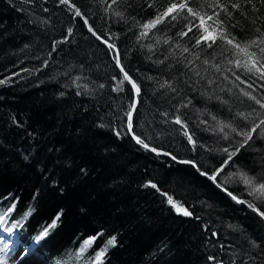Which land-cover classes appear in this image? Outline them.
Wrapping results in <instances>:
<instances>
[{"label": "trees", "instance_id": "trees-1", "mask_svg": "<svg viewBox=\"0 0 264 264\" xmlns=\"http://www.w3.org/2000/svg\"><path fill=\"white\" fill-rule=\"evenodd\" d=\"M70 2L117 46L140 88L135 133L202 172L132 139L125 113L134 91L120 83L113 48L88 31L76 8L60 0H0V227L16 235L12 245L0 238V264H96L105 247L101 264H264V218L248 207L252 202L264 211V199L232 175L264 183V133L258 129L240 148L243 137L223 127L247 131L264 118V109L242 95L260 98L264 80L229 64L235 49L223 41L195 48L196 29L181 39L188 21L199 23L191 17L166 18L139 38L143 23L179 0ZM211 3L189 0L194 9L219 12ZM222 3L231 17L219 18L238 42L264 32L261 0ZM165 82L171 87H161ZM177 115L183 128L173 122ZM224 148H240L227 164ZM168 196L192 215L178 213ZM45 228L47 235L36 240ZM88 237L95 240L83 248ZM112 237L116 243L108 246Z\"/></svg>", "mask_w": 264, "mask_h": 264}, {"label": "snow or ice", "instance_id": "snow-or-ice-1", "mask_svg": "<svg viewBox=\"0 0 264 264\" xmlns=\"http://www.w3.org/2000/svg\"><path fill=\"white\" fill-rule=\"evenodd\" d=\"M117 0H112V3L115 4ZM249 3H251V0H248ZM61 4H69L70 7H75L74 5L70 4V0H60ZM261 3H264V0H261ZM210 7L214 9H219V12H213L212 14H208L207 12H202L200 10L194 9L193 7L189 6V0H179V2H171L169 5L164 9L163 12L159 13L154 19L147 21L141 25V28L143 31L140 33L139 38H143L148 36L149 32L156 28L157 25L165 22L166 18H170L172 21H176L178 19H184L187 20L188 17H191L194 20H198V24H193L191 21H188L184 25V27L187 29L186 31H180L178 33V36L183 39L184 37H187L189 33L193 32V29H196L199 33L198 35L194 36L195 44L193 47L199 48L201 45H206L208 48H212L213 45H216L217 41H223L226 45L230 47V49H235V52H233V56L235 59H230L227 62L229 64H232L237 69H242L245 74H255L258 76L259 79L264 80V32H262L260 29H257V32L260 33V35L247 42H238L234 36L231 35V33L228 32L227 28L224 25V21L221 20L220 13H224L225 15L231 17V13L228 11V6L222 3V0H212V3ZM232 9H239L238 3H231ZM183 11L187 12V16L181 15ZM76 15L80 16L81 13L77 9ZM117 16H121L122 13H115ZM209 21L212 23L210 24ZM87 20H85V24H87ZM88 31L92 32L94 36H96L97 39H101L100 36L96 34L95 31L91 27L88 28ZM69 34H71L72 29H68ZM107 43V42H105ZM164 43H169L168 39L164 40ZM110 49L114 48V45L108 44L107 45ZM151 47V46H149ZM177 48H181V45L179 43L176 44ZM256 48L258 51H252L251 49ZM190 49L187 46L182 47V53H188ZM225 52L228 51V49L224 50ZM196 59H200V55H196ZM162 62V61H161ZM189 64L192 63V61L188 62ZM203 63L205 65H208L210 61L208 59H204ZM117 67L120 68L121 73H123V81L120 83L123 84L124 81H127L129 84H131V87L135 93L136 96H139L140 94V88L139 86L132 80V78L129 76V74L124 70V68L120 64V60L117 57L116 59ZM187 66V65H186ZM216 71H220V65L215 64L212 65ZM197 76L200 75V73L197 71L195 72ZM202 78V77H201ZM236 80L240 81V83H245V81L241 80L240 76L237 75ZM227 79V77H225ZM5 81L0 80V84H3ZM211 83V81H209ZM167 85L168 87H171V85L168 82H165V84H162L161 87H165ZM100 87H103V85H100ZM249 88H252L253 86L251 84L248 85ZM261 87H264V85H261ZM116 90H122V89H116ZM255 90V89H253ZM175 91V89H173ZM230 91V90H229ZM242 95L247 97L250 100H253L261 109H264V95L260 96V98H257L256 96L252 95L251 92L248 91H242ZM136 109V102L133 101V103L130 105L129 110L125 113L127 117V131L129 134H131L132 139L135 140V142L139 145H141L146 150H150L152 152H157V154H160L158 150L154 147H150L148 143H146L140 136H138L134 131V125H133V113ZM166 115V114H165ZM237 115L244 118V113H238ZM251 115V114H249ZM257 116H260L261 113H256ZM215 119V117H213ZM174 123L180 125L182 128L184 127V124L181 120V117L177 115L174 120ZM223 127L231 128L232 132H235L237 135L243 137V142L240 144V148L244 147L249 140L252 139L253 133H256L258 129H260L261 133H264V118L260 119L259 123H255L251 126L250 130H237V128L233 127L231 124H224ZM119 135V133H117ZM184 135L187 136L189 143H194L191 136L188 135L187 129L184 130ZM225 139H227V134L225 135ZM240 148H236L234 151H229L228 148H224L223 151L227 153L228 160H226L224 163L227 164L228 161H230L240 150ZM164 155H168V153H164ZM172 159H176V157H172ZM181 163H193L192 161H180ZM195 166V165H193ZM219 169L217 170V172ZM202 175H207L206 173H201ZM232 175H238L242 182L250 188V195H253L257 199H264V183H256L255 178L248 176L246 173L240 172V173H234ZM209 179L213 180V182H216V174H212L208 177ZM146 186H151L154 189L157 188V185L155 183H152L151 181L148 182ZM219 186V185H218ZM166 195V194H165ZM229 195H232L229 193ZM233 200H237L236 196H232ZM167 201L169 205H171L178 213L183 214L185 216H191L192 213L188 211L186 208H184L182 205H180L177 201H174L171 196L167 197ZM238 203H245V201L237 200ZM248 207L251 208L253 211L257 212L258 215L261 216V218H264V211H260L259 208H257L252 202H248ZM11 211V209H9ZM56 221H53L54 226ZM231 227V226H230ZM10 232L11 229H8ZM48 229L45 228L44 231L40 233L39 236L36 237V240H40L44 236L47 235ZM215 235V233H213ZM95 240V237L90 238L89 240H86L84 242L83 248H87L91 243ZM116 243V238L112 237L108 240L107 245L108 246H114ZM7 247V245H5ZM82 248V251H83ZM107 250V247L102 249L100 252L96 254L95 262L96 264H101L102 257L105 255V252ZM214 257H209V260H213Z\"/></svg>", "mask_w": 264, "mask_h": 264}, {"label": "water", "instance_id": "water-1", "mask_svg": "<svg viewBox=\"0 0 264 264\" xmlns=\"http://www.w3.org/2000/svg\"><path fill=\"white\" fill-rule=\"evenodd\" d=\"M70 4L71 5H74L75 7L74 8H76V10L78 9L79 10V8L74 4V3H72V2H70ZM69 5V4H68ZM80 11V10H79ZM81 13V12H80ZM81 18L84 20V22H85V20H87L86 18H85V16L81 13ZM87 22H88V20H87ZM87 26H88V28L89 27H91V25H90V23L88 22L87 24H86ZM92 28V27H91ZM93 29V28H92ZM94 31V30H93ZM97 34V33H96ZM98 35V34H97ZM99 36V35H98ZM96 37V36H95ZM101 42H103L105 45H108V44H112V43H110L109 41H107V40H105V39H103L102 37H101V39H99ZM105 42H107V43H105ZM112 45H114V44H112ZM113 50H114V52H115V55H116V59H117V57L119 58V54H118V48H117V46L116 45H114V48H113ZM121 64V63H120ZM121 66H122V64H121ZM123 67V66H122ZM124 68V67H123ZM120 69V68H119ZM124 70H125V68H124ZM126 71V70H125ZM127 72V71H126ZM128 73V72H127ZM129 74V73H128ZM129 76L132 78V80L137 84V82L133 79V77L129 74ZM138 85V84H137ZM133 101H135L136 102V105H137V103H138V96H136L135 95V93H133V100H132V103H133ZM134 114V113H133ZM131 135V134H130ZM132 137V136H131ZM147 143V142H146ZM149 144V143H148ZM149 146L150 147H153L152 145H150L149 144ZM155 148V147H154ZM157 150H158V152H160V153H168V156L170 157V158H172V157H175L174 155H172L170 152H168V151H165V150H161V149H158V148H156ZM174 160V159H173ZM174 161H176V162H179V163H181L180 161H192V160H190V159H186V158H178V157H176V159L174 160ZM193 163H188V164H191V165H195L194 167H195V169L196 170H198V171H200V169L196 166V164L194 163V161H192ZM200 172H202V171H200ZM220 188L222 189V190H224V191H226V189H224L223 187H221L220 186ZM227 192V191H226ZM231 196H233V195H231ZM237 200H240V201H243L242 199H237ZM236 200V201H237ZM251 209V208H250Z\"/></svg>", "mask_w": 264, "mask_h": 264}, {"label": "rangeland", "instance_id": "rangeland-1", "mask_svg": "<svg viewBox=\"0 0 264 264\" xmlns=\"http://www.w3.org/2000/svg\"><path fill=\"white\" fill-rule=\"evenodd\" d=\"M209 176V175H208ZM234 196V195H233ZM232 198V196H231ZM2 235V236H1ZM16 235L13 233V231H4L2 229V227H0V238H2V240L7 244V245H11L10 241H14ZM4 238V239H3ZM92 237H88L87 240H89ZM12 239V240H11ZM9 243V244H8ZM28 247V246H27Z\"/></svg>", "mask_w": 264, "mask_h": 264}, {"label": "bare ground", "instance_id": "bare-ground-1", "mask_svg": "<svg viewBox=\"0 0 264 264\" xmlns=\"http://www.w3.org/2000/svg\"><path fill=\"white\" fill-rule=\"evenodd\" d=\"M79 17V16H78ZM82 19V18H81ZM137 106V105H136ZM160 153V152H159ZM230 196V195H229ZM2 236V235H1ZM4 239V238H3ZM12 240V239H11ZM9 244V243H8ZM12 245V244H11Z\"/></svg>", "mask_w": 264, "mask_h": 264}]
</instances>
